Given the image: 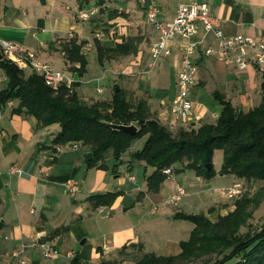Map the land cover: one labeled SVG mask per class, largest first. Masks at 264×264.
<instances>
[{
  "label": "crops",
  "instance_id": "0c3cea01",
  "mask_svg": "<svg viewBox=\"0 0 264 264\" xmlns=\"http://www.w3.org/2000/svg\"><path fill=\"white\" fill-rule=\"evenodd\" d=\"M195 1L211 5L214 16L221 21L227 35H247L264 40V0H106L103 5L96 0L84 5L79 0H0V40L35 52L54 70L72 76L74 83L80 84L77 92L84 100L92 97L97 100L99 97L91 93L92 96L88 88L83 91L89 64L87 73L79 76L74 70L79 65L66 59L62 44L76 38L79 42H86L81 51L83 55L87 53L84 48L90 46L89 52L96 51L98 57V44L113 48L130 36L139 37L141 43L137 55L118 57H134L131 65L121 73L106 71L93 79L102 82L108 74L118 78L123 74L125 80H133L129 86L136 92L135 96L146 100L152 117L167 126L171 118L170 106L178 94V71L188 40L176 37L172 42L171 55L159 59L150 68L149 49L157 34L146 20V11L153 2L157 3L159 21L169 23L181 5ZM92 7L99 8L100 12L88 22L81 21L79 11ZM100 30L104 31V37L96 39L95 34ZM202 34L198 25L195 40L201 44L194 59L199 77L190 94L196 116L189 123L196 127L203 123L214 124L220 117L223 107L217 95L244 112L258 107L262 100L263 72L254 65L239 69L217 54L206 56L205 49L209 46L216 49L217 41L212 35L203 39ZM0 53L4 56L1 47ZM89 57L95 56L91 53ZM25 69L27 74L34 72L30 68ZM7 83L6 73L0 69V91ZM97 89L102 88L98 86ZM18 104L17 100H12L0 106V264H21L22 259L26 264H53V260L62 264L70 259L68 255L72 252L76 254L73 259L79 258L81 264L116 261L124 248L125 252L139 250L141 258L145 254L172 256L180 253V235L173 232L171 221L184 210L178 207L158 215V203L183 184L171 182L173 171L158 193L147 191L146 175L153 169L146 168L142 162L132 161L133 153L142 148L147 137L135 140L122 156L123 164L113 173L114 182L108 176L110 166L105 161L107 168L102 169L105 171L88 167L89 154L86 155V151L90 152V147L54 144L53 140L61 130L52 132L34 116L14 113ZM187 125L182 124L181 127ZM141 140L143 143L139 144ZM13 165L22 169L21 176L10 172ZM124 167L126 171H121L120 168ZM137 169L143 170L140 178L132 174ZM216 172L219 174L220 169ZM94 173L95 178L88 188L80 185L75 195L67 192L68 181H78L81 175H85V182ZM221 176L234 178L232 184L242 182L233 175ZM122 177L130 181L127 187L125 180H118ZM216 177L207 180L196 175L199 185L194 193L200 197L203 207L198 214L206 215L212 222L235 210V203L230 199L223 201L226 206L218 205L219 199L223 198V189L212 187ZM109 192L120 193L114 203L106 207L113 223L97 230L96 213L99 208H94L90 197ZM100 218L104 219V215ZM57 229L62 231L54 236ZM49 240L59 250L55 259L44 258L40 247L42 242ZM18 253L19 256L15 257Z\"/></svg>",
  "mask_w": 264,
  "mask_h": 264
},
{
  "label": "trees",
  "instance_id": "16d2710c",
  "mask_svg": "<svg viewBox=\"0 0 264 264\" xmlns=\"http://www.w3.org/2000/svg\"><path fill=\"white\" fill-rule=\"evenodd\" d=\"M81 5L91 0H79ZM99 5L106 0H96ZM141 39L130 36L115 47L97 45L98 63L117 57L137 55ZM86 42L72 38L62 44L61 50L79 76L87 73L89 61L81 53ZM8 78L5 89L0 91V106L12 100L18 101L14 113H26L36 117L44 126L59 124L61 131L53 143L56 145L81 144L90 147L92 158L87 159L89 168L106 169L105 154L113 151L116 167L122 163V156L132 143L143 137L147 140L142 148L133 153L132 161L142 162L153 171L146 175L147 191L158 193L177 163L183 170H193L198 177L211 180L217 176L213 165V153H223V164L219 174L233 175L238 179L264 182V73L262 75V100L258 107L248 112L236 109L229 101L217 95L222 105V113L216 123H203L199 127L187 125L173 133L167 126L152 117L146 100L130 101L123 89L115 85L110 101L96 100L87 103L77 88H57L45 84L43 77L35 72L26 73L25 68L6 59L0 60ZM120 88V92L116 89ZM117 125L135 124L139 132L134 136L115 131L106 123ZM120 193L109 192L93 195L90 202L94 208L111 206ZM243 194V193H242ZM261 205L257 195L247 193L235 202V210L220 216L212 222L204 214L177 213L175 219L188 220L194 224L189 239L180 242L178 255L158 256L145 254L136 264H188L202 261L201 264H264V225L251 228V220ZM245 230V231H244ZM62 230L57 229L56 236ZM125 252V248L123 249ZM72 264H81L74 258ZM100 264H118L116 261L101 260Z\"/></svg>",
  "mask_w": 264,
  "mask_h": 264
},
{
  "label": "built area",
  "instance_id": "2783aa9c",
  "mask_svg": "<svg viewBox=\"0 0 264 264\" xmlns=\"http://www.w3.org/2000/svg\"><path fill=\"white\" fill-rule=\"evenodd\" d=\"M100 12L99 8L92 7L79 11V18L83 22H88ZM160 9L157 3L153 2L146 11V20L153 27L157 34L155 42L150 46L149 67L152 68L157 61L163 57H168L172 53V42L176 37L188 40L184 48V55L178 71L177 86L178 94L170 106L171 118L167 127L171 131H177L182 124H188L195 120L194 102L190 97L192 89L196 86L199 77V68L194 56L198 50L201 41L195 40L198 33V25L203 31V39L212 35L217 41V48L209 46L205 49L206 56L217 54L221 59L234 64L239 69H246L249 66H257L264 73V40L247 35H227L222 27L221 21L213 14L212 7L207 2H193L187 5H181L173 21L162 23L158 19ZM104 31H98L95 34L96 39H102ZM0 47L4 56L21 68H30L35 73L40 74L45 84L49 87L57 88L61 85L71 86L74 84V78L65 72L56 71L48 63L42 61L35 52L25 51L18 44L0 40ZM86 52L90 51V46H86ZM102 93V89H97ZM77 144H73V148ZM12 174L22 175L23 171L17 166L10 169ZM171 175L172 171H164ZM66 190L71 195L79 191L77 181L71 180L66 183ZM244 192V183L235 182L228 189L222 190V194L228 199H236ZM186 195L183 185H179L176 190L165 198V203L169 206H177ZM156 210V207L154 208ZM99 212L103 214L106 207H100ZM43 250V256L46 259H55L59 256V250L52 242L40 244ZM19 256L18 254L14 255ZM74 255L70 253L69 258ZM21 264H26L22 259Z\"/></svg>",
  "mask_w": 264,
  "mask_h": 264
},
{
  "label": "rangeland",
  "instance_id": "374dc122",
  "mask_svg": "<svg viewBox=\"0 0 264 264\" xmlns=\"http://www.w3.org/2000/svg\"><path fill=\"white\" fill-rule=\"evenodd\" d=\"M95 50V49H94ZM94 54L95 57H89L90 54ZM87 58L89 59V74L88 76H86V79L83 81V91H85V88L89 89V93H93L94 97H99V99L97 100H106V101H110L113 95V89L115 87V85H118L120 88L123 89L124 93L126 94L127 98L130 101H136L139 98L135 96V93L132 89V86H129L131 83H133V80H125L123 77V74H119L120 77H114L111 74H108L106 78H104V80L102 82H98L96 80H94L93 78L99 75L105 74L106 71H108L109 73H114V71L118 74L121 73V71H123L125 68H127L129 65H131V63L134 61V57H131L129 59H124V58H115L114 61H108L106 62V64L104 66H100L97 62V54L96 51H91V52H87L86 53ZM95 61V62H94ZM98 64V65H97ZM101 67V69L99 67ZM114 73V74H116ZM117 75V76H119ZM134 80H137V77H133ZM116 80V82L114 81ZM100 86L103 89V93L97 94V87ZM134 92V93H133ZM93 94H91L93 96ZM87 103L92 104V102H95L96 99H94L93 97L90 100H86ZM49 128L52 129V132H56V130H61V126L59 124H51L49 125ZM180 129H178L177 131H173V133H177ZM144 138V137H143ZM142 139V138H141ZM139 144L143 143V140L138 142ZM137 145V143H136ZM135 145V146H136ZM81 148V147H80ZM82 149H84L82 147ZM84 151H86L84 149ZM86 155H88L90 152L87 150L86 151ZM86 155H84V159L86 160ZM84 160V161H85ZM115 158L113 155V151L109 150L106 154H105V162L106 164H108L110 166V169L108 171V176L109 178L111 177V179H113L112 181L115 182V179L113 178V173L115 171V169L117 170L123 163L119 164L118 167L115 166ZM117 163V161H116ZM223 164V153L220 150H215L213 153V166L214 169L217 171L219 169H221ZM95 170L96 168H90ZM97 170V169H96ZM121 171H126V168H120ZM101 171H105L102 170ZM107 171V170H106ZM96 172V171H95ZM131 173V172H130ZM143 170L137 169L136 171H134L132 174L138 178H140V176H142ZM193 170H183V165L181 163H177L175 165V170L173 173V177L171 178V182L172 183H178L180 182V184H183L187 194L186 196H184L182 198V200L180 201V203L178 204V206L174 207V206H169L165 203V198L164 197L163 201L158 203V215L162 214L164 211H173L174 209L180 207L181 210H184V214H198L200 213V210L203 209L202 204H201V199L199 196H195V187L198 188V183L196 181V173ZM180 175V176H179ZM184 175L187 177V179L183 180ZM85 175H81L78 179V184L79 187L80 185H82V187H86L88 188L91 185V181L95 178V173L94 174H90L89 175V180L83 182V178ZM234 179V178H233ZM232 178L227 177V176H221L220 174H218V176L213 180L212 182V187L213 188H218L220 190H224V189H228L229 187H231L232 185ZM118 180H125L124 182H126V187L129 185L130 181L126 178V177H122ZM244 183V192L242 195H240L238 198L236 199H230L232 200V202H236L238 199H240L244 193H247L251 196H255L257 195L258 198L261 199V205L259 207V209L256 210L255 212V216L254 218L251 220L250 223H252L251 228L256 229L259 228L261 226V224L264 222V182L263 181H250L247 182L246 180H241ZM122 182V181H121ZM202 186V185H201ZM219 192V191H218ZM218 195V194H217ZM223 198H220L219 201L217 202L218 205H222L226 206L227 204L223 203V201H226V199H228L225 195H223L221 193ZM225 198V199H224ZM148 203V202H147ZM146 203V204H147ZM97 217L98 220L96 222L97 225V230L100 229H105L107 227V225H109L110 223H113L112 220L110 219V214L108 212V210L106 209V211L101 214L99 212V210L97 211ZM101 215H104V219H101ZM117 219H115L116 221ZM119 221V219H118ZM95 223V222H94ZM172 224V228H173V232L178 233L180 235V241L182 240H188L190 233L192 231V229L194 228V224L188 220H183V219H173L171 221ZM100 225L104 226V227H100ZM99 226V227H98ZM245 231V230H244ZM44 242H50L49 241H44ZM43 243V242H42ZM78 245H80V243H78ZM74 256H76L75 252H72ZM173 254V253H171ZM73 256V257H74ZM73 257L70 258L67 262L62 263V264H72V260ZM43 259V258H42ZM141 259L140 254H139V250H131L130 252H123L120 256V258L118 260H116V262L118 264H136L139 260ZM44 263L46 260H44ZM51 263L56 264L58 263V261L53 260ZM202 261H193L192 263H188V264H201ZM83 264H100V262H90V263H83Z\"/></svg>",
  "mask_w": 264,
  "mask_h": 264
},
{
  "label": "water",
  "instance_id": "95a60500",
  "mask_svg": "<svg viewBox=\"0 0 264 264\" xmlns=\"http://www.w3.org/2000/svg\"><path fill=\"white\" fill-rule=\"evenodd\" d=\"M3 58H4V56L0 53V60H2ZM116 92H120V88H117ZM106 124L115 131H121V132L127 133L131 136H134L135 134H137L139 132V128L135 124L117 125V124L110 123V122H107ZM88 157H89V159H91L92 153H89ZM212 166H213L212 164H207V169L210 170L212 168ZM84 242L85 241H82L81 244H84Z\"/></svg>",
  "mask_w": 264,
  "mask_h": 264
}]
</instances>
